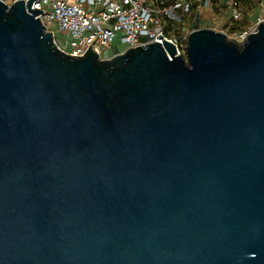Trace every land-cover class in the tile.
<instances>
[{"label": "water", "instance_id": "obj_1", "mask_svg": "<svg viewBox=\"0 0 264 264\" xmlns=\"http://www.w3.org/2000/svg\"><path fill=\"white\" fill-rule=\"evenodd\" d=\"M35 1L0 0V264H264V24L101 61Z\"/></svg>", "mask_w": 264, "mask_h": 264}, {"label": "built area", "instance_id": "obj_2", "mask_svg": "<svg viewBox=\"0 0 264 264\" xmlns=\"http://www.w3.org/2000/svg\"><path fill=\"white\" fill-rule=\"evenodd\" d=\"M243 1L36 0L31 8L40 12L37 19L53 35L59 51L73 58L92 53L107 61L130 49L163 46L162 41L171 43L177 56L186 58L189 35L201 29L225 34L228 41L244 45L247 37L264 24V0H259V7L249 15L247 29L229 32L213 24L220 15L241 22ZM201 25L204 28L200 29ZM194 28L197 30L192 31ZM159 35L162 39H157ZM111 46L113 55L108 50Z\"/></svg>", "mask_w": 264, "mask_h": 264}, {"label": "trees", "instance_id": "obj_3", "mask_svg": "<svg viewBox=\"0 0 264 264\" xmlns=\"http://www.w3.org/2000/svg\"><path fill=\"white\" fill-rule=\"evenodd\" d=\"M257 5H258V0H256V1H250V0L243 1L242 5H241V11L243 13V20L241 22H237V21H234L232 19H229L224 28L226 30H228L229 32L242 31L244 29H247L249 27V18L248 17L251 14L252 10L257 7ZM174 34L177 35V32H175Z\"/></svg>", "mask_w": 264, "mask_h": 264}, {"label": "rangeland", "instance_id": "obj_4", "mask_svg": "<svg viewBox=\"0 0 264 264\" xmlns=\"http://www.w3.org/2000/svg\"><path fill=\"white\" fill-rule=\"evenodd\" d=\"M7 4H9V5H11V4H13L14 2H15V0H4ZM258 7H259V0H258V5H257ZM230 18L229 17H227L226 15H220V16H218L217 18H215L214 20H213V24L217 27V28H220V27H225V25H226V23L228 22V20H229ZM204 20V19H203ZM202 20V21H203ZM204 23V25H205V22H203ZM204 25H201L202 27H199L200 29L201 28H204ZM206 26V25H205ZM198 28V27H197ZM193 30H197L196 28H194V29H192V31ZM114 50V49H112V46L110 47V48H108V50Z\"/></svg>", "mask_w": 264, "mask_h": 264}, {"label": "crops", "instance_id": "obj_5", "mask_svg": "<svg viewBox=\"0 0 264 264\" xmlns=\"http://www.w3.org/2000/svg\"><path fill=\"white\" fill-rule=\"evenodd\" d=\"M254 1H256V0H254ZM209 18H210V17H209ZM114 53H115V52H114V51L112 52V50H111V55H113Z\"/></svg>", "mask_w": 264, "mask_h": 264}]
</instances>
